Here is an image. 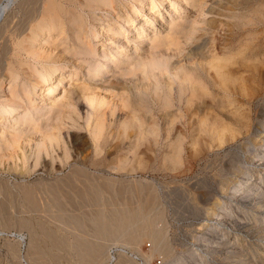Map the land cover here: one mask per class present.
<instances>
[{
    "label": "rangeland",
    "instance_id": "obj_1",
    "mask_svg": "<svg viewBox=\"0 0 264 264\" xmlns=\"http://www.w3.org/2000/svg\"><path fill=\"white\" fill-rule=\"evenodd\" d=\"M125 2L0 0V12L7 8L0 17V264H264V0H155L159 10L146 6L136 25L147 22L140 39L159 42L135 51L143 41L127 30L116 39L94 36L110 11V26L124 21L126 11L117 13ZM51 3L56 21L47 15L28 25L39 5L44 13ZM32 30L37 39L18 57ZM96 41L104 44L97 57L75 56ZM195 48L207 59L190 62ZM104 53L124 68L105 64ZM188 67L218 85L200 90L209 107L186 121L196 101ZM60 73L63 82L42 88ZM49 88L56 104L45 101ZM75 168L103 177L98 202L79 196L86 180ZM112 207L151 216L167 254L152 256L145 235L141 253L110 242L101 260H82L93 251L78 250L94 236L90 226L80 234L68 227L70 216Z\"/></svg>",
    "mask_w": 264,
    "mask_h": 264
},
{
    "label": "bare ground",
    "instance_id": "obj_2",
    "mask_svg": "<svg viewBox=\"0 0 264 264\" xmlns=\"http://www.w3.org/2000/svg\"><path fill=\"white\" fill-rule=\"evenodd\" d=\"M17 1V0H16ZM164 1V0H163ZM42 2V1H41ZM41 4V3H39ZM54 3H51L50 6H47L45 8V11L44 13H41V6L39 5L37 7V9L35 10V20L31 19L32 22H27L28 25H30L31 23H33L34 21H36L39 17H42V21H45V16L49 15L52 19V22L53 21H56V17L58 16L57 14V11L53 5ZM92 5V3H91ZM151 6V10H156L158 11L160 6L162 5V2L160 4L156 3L155 0H126L125 3L122 4V6L120 7V11L119 13H117V16L119 18V16H124L125 15V11H126V16L124 18V21H120L119 24H113V26H110V21H113V19L111 20V17L114 16L113 13H115L114 10L110 11V14L107 15V19L102 22L100 25H98L96 27V34H94L95 38H98L99 36L101 35H105V34H108L106 36H110L111 39H116L115 37L117 35H120L122 33L126 34V31L124 30H127L129 31V33L133 34L134 36H138V37H134V39L136 41H143L141 43H135V46L134 48H132V50L134 49L137 50V47H140L141 45H148L146 41H151L150 44L154 45L156 42H159L158 39H156L155 37H157L158 35L157 34H153L154 35V38H155V41H152V39H140L142 38L141 37V33H142V30L146 29L147 28V22L146 23H143V24H138L136 25V17L138 15L139 12L143 11L145 9L146 6ZM46 6V5H44ZM87 6V5H86ZM103 6V5H101ZM35 7V6H34ZM59 7V6H58ZM62 7V6H61ZM24 8V7H23ZM41 9V10H40ZM94 9V8H93ZM7 10V8H3L1 9V12H0V17L3 16V13ZM73 10V9H72ZM71 10V11H72ZM119 10V9H118ZM127 11H128V14H127ZM25 12V11H24ZM60 12V11H59ZM32 13V12H31ZM30 14V13H29ZM34 14V13H32ZM34 14V15H35ZM26 16V15H25ZM154 16V15H153ZM152 17V16H151ZM156 17V16H155ZM31 18V17H30ZM29 18V19H30ZM99 18V17H98ZM117 18V17H116ZM115 18V19H116ZM154 18V17H153ZM157 18V17H156ZM28 19V18H27ZM114 19V20H115ZM102 20V19H101ZM100 20V21H101ZM27 21V20H26ZM118 21V20H117ZM116 21V22H117ZM3 22V19L1 20L0 19V37H2V33L4 32V23ZM131 24L129 27L127 26V24ZM162 23V22H161ZM163 24V23H162ZM26 25V24H25ZM179 26V25H178ZM184 26V25H182ZM177 27V26H176ZM181 27V26H180ZM178 27V28H180ZM105 28H107L108 30L105 31ZM172 29V28H171ZM177 29V28H176ZM18 32V31H17ZM182 32V31H181ZM181 32H178V33H181ZM19 33V32H18ZM25 33H27V27H24L21 31H20V36L19 34L17 36L21 37L23 36ZM48 32L46 31H43L41 34H42V37H43V41L45 40H48ZM62 33V32H61ZM176 31L174 32V35L175 34H178ZM27 35V34H26ZM38 34L36 32H34L32 30V37H26L23 38L22 42L19 44L18 43V54L17 56L20 57L21 56V51L23 49H25V44L27 43V41L31 44V43H34L35 39H37V36ZM62 35V34H61ZM60 35V36H61ZM80 35V33H79ZM174 37V36H173ZM17 38V37H16ZM171 38V37H170ZM176 38V37H175ZM15 39V38H14ZM177 39V38H176ZM179 39V38H178ZM17 40H15L16 42ZM78 42L80 45L82 44H85L83 43V38H81L79 36L78 38ZM168 41V40H167ZM178 41V40H177ZM161 42V40H160ZM166 42V41H165ZM170 42V41H169ZM77 43V44H78ZM146 43V44H145ZM41 45H44V44H41ZM92 47H89L88 51H84V50H78L75 54V56L79 57V58H84V57H97V55H95V51L97 49L98 46H104L103 43L99 42V41H96L95 43H92ZM156 45V44H155ZM160 45V43H159ZM167 45V44H166ZM29 46V45H28ZM168 46V45H167ZM5 47V45H4ZM14 47V45H13ZM12 47V48H13ZM56 47H59V46H56ZM160 47V46H159ZM3 48V47H2ZM1 48V50H2ZM50 48V47H49ZM202 48V47H201ZM199 49V48H195L194 50L192 49L189 53V55L191 56V58L189 59L188 57V60H190V62H192L193 60L192 59H196V58H199V59H202V60H206L208 56H205V54L203 53L202 49ZM218 48V47H217ZM14 49V48H13ZM57 49V48H56ZM166 49V48H165ZM231 49V47H230ZM5 50V49H4ZM50 50V49H49ZM189 50V49H188ZM9 51V50H8ZM6 52V51H5ZM4 52V53H5ZM50 52V51H49ZM7 53V52H6ZM9 53V52H8ZM12 52H10L11 54ZM17 53V52H15ZM74 53V52H73ZM135 53V52H134ZM218 53V52H217ZM23 54V53H22ZM211 54V53H210ZM2 55V54H1ZM6 55V54H5ZM50 55V54H49ZM126 55V54H125ZM125 55H119V56H122V57H125ZM3 57L5 58L6 56L3 55ZM17 57V58H18ZM22 57V56H21ZM28 57V56H27ZM48 57V56H47ZM113 55H110L108 53H104V56L102 57V59H104L105 61V64L109 65L110 61H112ZM126 57H129L126 55ZM8 58V57H7ZM6 59V58H5ZM55 59V58H54ZM119 59V58H118ZM131 59V58H130ZM56 60V59H55ZM115 60V59H114ZM113 60V61H114ZM120 60V59H119ZM4 61V60H3ZM8 61V60H6ZM10 61V60H9ZM20 61V60H19ZM85 61V60H83ZM117 61V59H116ZM124 61V59H123ZM135 61H136V56H135ZM134 61V62H135ZM213 61V60H212ZM88 62V61H87ZM189 62V63H190ZM214 62V61H213ZM212 62V63H213ZM4 64V62H2ZM10 63V62H9ZM90 63V62H89ZM115 63V61H114ZM121 62H116L114 65L116 66H119L121 67V69L124 68V66H121L120 65ZM6 65V64H5ZM14 65V64H13ZM139 66H146L145 63H141V64H138ZM3 66V65H2ZM1 66V67H2ZM10 67V65H8ZM8 67V68H9ZM107 67H110V66H107ZM6 68V67H5ZM101 68V66H100ZM203 68V67H201ZM10 69V68H9ZM143 69V68H142ZM164 70V69H163ZM186 70V76L187 78H184L185 81H190L192 87H193V92H192V98H196V101L193 102V99L191 100V102H189V106L186 108V112H185V118L183 119H186V121H189V120H194L197 118H199L203 111L206 112V110L208 109V104L206 102V93H201L200 90H204V87L208 88L210 86L208 85H212L214 87H217L218 83H217V80L215 77H212V81L209 79H205V77H203V73L205 72V70H199L200 73L202 74H199L197 72V69L193 68V67H188L185 69ZM2 71V70H1ZM6 71V69H5ZM15 71V70H14ZM110 71V70H109ZM136 71V70H135ZM134 71V72H135ZM47 72V71H46ZM103 72V71H102ZM102 72H100L99 76L103 77L104 76V73L102 74ZM124 72V73H123ZM121 73H123V75L121 73L122 76H124L126 74V69L125 71H123ZM150 72V71H149ZM11 73V72H9ZM41 73V72H40ZM129 73V71H128ZM107 74V73H106ZM105 74V75H106ZM151 74V72H150ZM218 74H220L218 72ZM114 75H117V74H114ZM221 75V74H220ZM1 76V75H0ZM44 75H40V77L38 79H42ZM120 76V75H119ZM127 76V75H126ZM206 76V75H204ZM7 77V76H6ZM167 77V76H166ZM54 78H59L60 82H63V79H65V73L63 74H58L56 77H55V74L53 76H51L50 78H45L42 82V88H45V86H48L50 85L51 81H53ZM98 78V77H97ZM197 78H200L202 80V78L204 80L203 81V89H198V87L196 86V82H197ZM37 79V77H36ZM100 79V78H99ZM35 81V80H34ZM168 81V80H167ZM212 82V83H211ZM174 84V83H171V85ZM51 90L49 92V97L48 99H46L45 101L46 102H49L51 104H56L57 102V99L55 97H53V95L51 93H53L54 90L56 89H51L49 88L48 91ZM157 90V89H156ZM66 93V92H65ZM155 93V92H154ZM215 94V93H214ZM208 95V94H207ZM47 98V97H46ZM208 98V97H207ZM171 101V100H170ZM183 103V102H182ZM162 114V113H161ZM204 114V113H203ZM164 115V114H163ZM202 117V116H201ZM217 120V118H216ZM216 122V121H215ZM186 123V122H185ZM217 126V125H216ZM204 128V127H203ZM214 129V128H213ZM219 130V129H218ZM263 150V149H262ZM264 152V151H263ZM262 162V161H261ZM263 165V163H262ZM75 172H77L78 174V171L83 172L82 175L85 176V189L83 190V193H81L79 196L85 200V201H89L90 202H98L97 201V194L100 192V187L98 188L97 186V183L100 181V179H103V177H95L93 176V174H91L89 171H87L86 169H83V168H75L74 170ZM264 174V173H263ZM262 176V175H261ZM73 180V179H72ZM112 181V179L110 180ZM108 182V181H107ZM101 184V182H99ZM110 183V185H112L113 183L112 182H108ZM112 183V184H111ZM82 184V183H81ZM255 185V184H254ZM253 186V185H252ZM251 186V187H252ZM112 187V186H111ZM79 189V188H78ZM106 191V190H105ZM80 192V191H79ZM257 193V190L255 188L251 189L248 194H256ZM255 196V195H254ZM98 197V196H97ZM116 197V196H115ZM247 199V198H246ZM252 199V198H251ZM82 200V199H81ZM101 200V199H100ZM153 200V199H152ZM256 201V200H255ZM259 201V200H258ZM254 203V202H253ZM118 205V203H116ZM114 202H113V206H114ZM120 205V204H119ZM125 205V204H124ZM126 205H128L126 203ZM253 205V204H252ZM260 209L264 210V201L262 203H260ZM116 207V206H115ZM122 207V206H121ZM125 207V206H124ZM114 207L110 208L112 210L110 211H105V210H101L99 209L96 213H90V214H86L88 216H79V217H71L69 218V221H68V227H73V229L75 228L76 230H79L78 231V234H80L82 232V229H84L85 227H88L90 226L91 229H92V235L94 236V240H93V245H87L85 244L83 246V248L78 251L81 252H87L89 250H92L93 251V255L92 256H81V259L84 260V261H89V259H94V260H98L101 258H103V256H105V251H106V247L107 245L111 242H122L123 244L125 245H128V246H133V248L135 250H138L140 252V249H139V244L141 243V240L144 238L145 235H148L150 236L149 238L152 239V241L154 242V248H153V253L151 252L152 256L157 253V252H163L165 254H167V250H165V248H161V243L162 241L164 240V236L154 228V225H153V221L151 220V216L150 218H144L142 219V216L141 213L139 212H136L132 210V212H130V209L129 211L127 212V209L124 208V210H113ZM117 208V207H116ZM120 208V207H119ZM128 208V207H127ZM258 211V210H257ZM92 212V211H91ZM78 216V215H77ZM64 219L63 217H61V220ZM153 219V218H152ZM66 220V219H65ZM24 222V221H23ZM27 223V222H26ZM139 227V228H138ZM259 227V226H258ZM263 227V226H262ZM138 228V229H137ZM260 228V227H259ZM32 229V228H31ZM140 229V230H139ZM142 229V230H141ZM162 230V229H161ZM164 230V229H163ZM263 230V229H262ZM261 231V230H260ZM35 233V232H34ZM261 233V232H260ZM37 234V233H36ZM143 242V241H142ZM163 244V243H162ZM141 253V252H140ZM150 254V256H151ZM164 254V255H165ZM144 256H146L145 254H143ZM149 256V255H148ZM244 260V259H243ZM254 260V259H253ZM252 262V261H251ZM252 264H256L255 262H252Z\"/></svg>",
    "mask_w": 264,
    "mask_h": 264
}]
</instances>
